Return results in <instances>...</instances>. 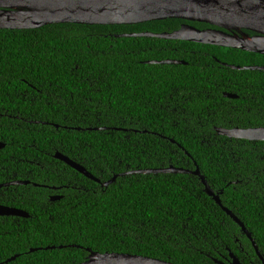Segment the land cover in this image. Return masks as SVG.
I'll return each mask as SVG.
<instances>
[{
    "label": "trees",
    "instance_id": "trees-1",
    "mask_svg": "<svg viewBox=\"0 0 264 264\" xmlns=\"http://www.w3.org/2000/svg\"><path fill=\"white\" fill-rule=\"evenodd\" d=\"M184 24L215 28L169 19L0 30V143L6 145L0 164L32 159L47 167L42 176L56 170L57 184L70 181L88 188L64 190L65 197L55 203L43 188L18 190L22 198L15 207L30 218L0 217V264H82L88 249L173 264H230L231 254L242 264H263L198 176H122L171 166L194 171L197 165L264 258L261 143L216 131L260 123L250 98L264 95V72L230 66L264 67V56L194 42L122 37L173 33ZM167 60L187 64H147ZM226 92L239 99L224 97ZM57 153L101 182L118 178L102 188L56 159Z\"/></svg>",
    "mask_w": 264,
    "mask_h": 264
},
{
    "label": "water",
    "instance_id": "water-1",
    "mask_svg": "<svg viewBox=\"0 0 264 264\" xmlns=\"http://www.w3.org/2000/svg\"><path fill=\"white\" fill-rule=\"evenodd\" d=\"M169 19L197 22L215 28L201 30L184 24L180 30L173 33H141L123 35L122 37H145L194 42L264 56V0H0V30H37L54 24L89 26L138 25ZM246 30L255 33L256 36L252 37L244 33ZM147 64L186 65L187 63L184 61L167 60L162 62H147ZM230 68L234 70L264 72V67L258 66L244 68L230 66ZM224 96L230 99L236 98V96L231 94H225ZM216 131L220 136L230 139L247 141L264 140V129L243 130L237 128L229 130L216 128ZM5 146L4 143H0V150L4 149ZM55 158L66 163L88 179L101 183V180L95 178L83 166L67 156L57 153ZM136 174H186L198 176L205 186L206 194L212 197L224 212L241 227L242 232L251 240L258 257L264 264V258L252 234L231 210L222 205L220 195L212 190L197 165L194 171L171 166L163 169L132 171L122 176ZM117 178L118 176H115L102 186L109 187L116 182ZM0 217L26 219L29 218V214L18 209L0 206ZM60 248L63 247L61 246ZM49 249L54 250L56 247L46 248V250ZM37 251L35 249L31 253ZM87 251L89 252L88 260L82 264H173L139 255L108 252L101 254L91 249ZM230 256L232 258L230 264H242L234 254ZM16 259L17 257H14L6 263L15 261ZM216 262L223 264L217 260Z\"/></svg>",
    "mask_w": 264,
    "mask_h": 264
},
{
    "label": "flooded vegetation",
    "instance_id": "flooded-vegetation-1",
    "mask_svg": "<svg viewBox=\"0 0 264 264\" xmlns=\"http://www.w3.org/2000/svg\"><path fill=\"white\" fill-rule=\"evenodd\" d=\"M250 36L253 37V36H256V34L254 33V35H250ZM261 92L264 93L263 91ZM225 94H231L233 96H236L235 99L228 98L230 100L239 99V95L237 94L228 93V92L224 93V95ZM250 101L254 102L257 106L256 113L260 117L261 124L257 123L256 126H252L248 124V127H245V128L234 127L232 129H237V128L243 129V130L264 129V102H263L264 95L261 94L259 98L251 97ZM232 129H229V130H232ZM248 142H252L253 144L261 143L259 146H261V152L264 155V140L248 141ZM260 158L264 161V156ZM34 164H36L34 160L32 159L29 160L28 158H21V157L19 160H16L12 164V166H8L6 162L0 164V206L17 209L15 205L16 203H18V199L22 198L21 196H18V193L20 192L18 190H21L24 192L23 187L32 186L33 188L45 189L46 191L44 192V194L46 195V199H48L50 203L61 201L65 197L63 194L64 190H67L69 194L71 193V191H75V190H81L83 192L88 191V188L85 185H83V183L74 182L73 184L72 182L69 181L66 184L62 182H58L57 184L54 179V175L57 172L56 170H53L51 173H45L48 175V177H45V176H42L41 169H44V168L47 169V167L43 166L40 168L41 166L40 164H36V165ZM39 181H42V182H39ZM19 183H22V184H19ZM99 184H101V187L104 188L102 186L104 182H101ZM262 196L264 197L263 192H262ZM29 218H30V214H29Z\"/></svg>",
    "mask_w": 264,
    "mask_h": 264
}]
</instances>
